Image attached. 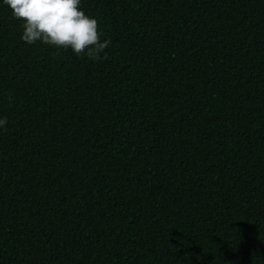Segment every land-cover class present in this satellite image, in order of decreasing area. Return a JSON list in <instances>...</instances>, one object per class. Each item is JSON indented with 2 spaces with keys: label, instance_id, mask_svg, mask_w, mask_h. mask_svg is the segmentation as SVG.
Wrapping results in <instances>:
<instances>
[{
  "label": "trees",
  "instance_id": "1",
  "mask_svg": "<svg viewBox=\"0 0 264 264\" xmlns=\"http://www.w3.org/2000/svg\"><path fill=\"white\" fill-rule=\"evenodd\" d=\"M0 264H264V0H0Z\"/></svg>",
  "mask_w": 264,
  "mask_h": 264
}]
</instances>
